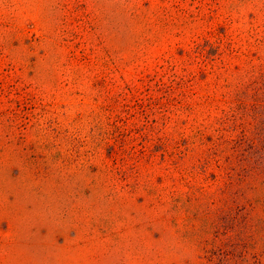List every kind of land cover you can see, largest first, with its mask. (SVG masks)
<instances>
[{
	"label": "rangeland",
	"instance_id": "1",
	"mask_svg": "<svg viewBox=\"0 0 264 264\" xmlns=\"http://www.w3.org/2000/svg\"><path fill=\"white\" fill-rule=\"evenodd\" d=\"M261 140L264 0H0V264H264Z\"/></svg>",
	"mask_w": 264,
	"mask_h": 264
},
{
	"label": "trees",
	"instance_id": "2",
	"mask_svg": "<svg viewBox=\"0 0 264 264\" xmlns=\"http://www.w3.org/2000/svg\"><path fill=\"white\" fill-rule=\"evenodd\" d=\"M262 141V140H261ZM261 145H264V140L262 142H260ZM251 152L248 153L247 158L245 159L247 161L245 169H246V174H245V180L249 179V178H253L257 175V173L259 172L258 169H260V167L257 165V161L255 159V157H257L256 155V151L253 148H250ZM261 170H264V165L261 167ZM237 201V200H234ZM214 247L211 248H204L206 255L205 257H207V263L209 264H243V260L242 258H239L238 255L229 252V253H225V250H222L221 245L219 246H215V244H212ZM259 264H263L261 262H256ZM254 262H252L251 264H256Z\"/></svg>",
	"mask_w": 264,
	"mask_h": 264
}]
</instances>
